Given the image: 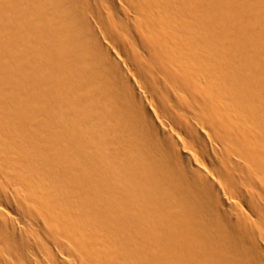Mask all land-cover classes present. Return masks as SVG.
<instances>
[{
	"label": "bare ground",
	"instance_id": "bare-ground-1",
	"mask_svg": "<svg viewBox=\"0 0 264 264\" xmlns=\"http://www.w3.org/2000/svg\"><path fill=\"white\" fill-rule=\"evenodd\" d=\"M0 264H264V0H0Z\"/></svg>",
	"mask_w": 264,
	"mask_h": 264
}]
</instances>
